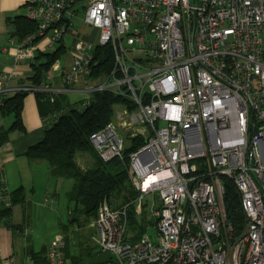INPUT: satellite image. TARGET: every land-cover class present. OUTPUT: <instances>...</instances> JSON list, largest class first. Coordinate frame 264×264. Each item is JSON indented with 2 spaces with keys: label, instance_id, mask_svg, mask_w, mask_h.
Masks as SVG:
<instances>
[{
  "label": "built area",
  "instance_id": "built-area-1",
  "mask_svg": "<svg viewBox=\"0 0 264 264\" xmlns=\"http://www.w3.org/2000/svg\"><path fill=\"white\" fill-rule=\"evenodd\" d=\"M24 6L35 28L9 40L14 60L30 61L55 43L64 47L66 36L73 53L67 67L54 61L39 85L11 84L13 73L0 69V96L45 91L87 99L110 91L126 100L117 104L116 120L89 136L97 155L107 161L137 137L144 140L129 155L135 198L118 208L100 203L90 218L92 246L107 253L91 264H264V0H27ZM75 19L89 31L76 29ZM90 30L97 31L95 42ZM228 181L245 215L237 235L224 206ZM131 203L145 227L137 238L129 229ZM65 249L56 236L45 263L71 264Z\"/></svg>",
  "mask_w": 264,
  "mask_h": 264
},
{
  "label": "trees",
  "instance_id": "trees-1",
  "mask_svg": "<svg viewBox=\"0 0 264 264\" xmlns=\"http://www.w3.org/2000/svg\"><path fill=\"white\" fill-rule=\"evenodd\" d=\"M12 24V36L22 37L35 28V23L27 20L24 15H17L9 20ZM62 48L60 45L53 52L38 51L31 74L27 80L32 85H39L45 78L55 56ZM105 51L104 70L111 68L110 51ZM46 56L44 59H41ZM106 60V61H104ZM100 61V62H102ZM23 81V80H21ZM24 82V81H23ZM33 93L36 98L37 110L43 121V137L30 145L24 155L29 161L44 160L54 177L73 179L74 183L67 192L69 200L74 205L69 209V222L77 220V215H84L87 221L95 215L100 203L106 202L111 208H118L129 203L136 196L130 177V152L144 143L140 137L134 139L132 146H127L121 155L103 161L97 155L89 136L103 127L113 117L114 106L126 100L123 96L110 91H94L87 99L70 101L67 93L53 94L45 91H20L6 94L0 98V113L11 115L12 123L8 128L0 126V144L9 139L10 132L25 131L22 123V107L27 94ZM78 152L88 153L92 158L89 167H81L76 159ZM24 190L17 188L10 193V205L0 206V218H8L12 207L24 204ZM224 206L228 221L233 225V234H239L245 224V215L241 208L240 196L231 182H226ZM129 229L136 231V237L145 231L138 217L134 215L133 203L129 205ZM66 230L67 227L64 225ZM66 241L65 256L71 264H82V258L90 255L94 247L89 246L79 236L76 241H70L73 236H64ZM77 249V255L71 253L69 243ZM73 242V243H72ZM88 244V245H87ZM33 264H46L41 252L29 253Z\"/></svg>",
  "mask_w": 264,
  "mask_h": 264
},
{
  "label": "crops",
  "instance_id": "crops-1",
  "mask_svg": "<svg viewBox=\"0 0 264 264\" xmlns=\"http://www.w3.org/2000/svg\"><path fill=\"white\" fill-rule=\"evenodd\" d=\"M26 1L0 0V48L7 47L8 50L7 53L0 51V69L13 73L15 78L11 84H15L18 80L30 83L27 77L31 74L32 65L36 60L34 57L30 61H16L12 57L16 49L15 44L11 47L6 45V42L8 41L9 43L11 38H17L11 35L12 31H8L7 21L8 19H14L17 15L24 14ZM3 38L7 40L5 39L6 41H3ZM4 116L6 115L0 113V126L8 128L11 124L4 125ZM21 116L25 131L15 130L10 132L9 139L3 144H0V206L3 205V191H6L10 195L11 191L17 188L24 190L26 198L24 204L31 202L35 205L34 201L36 200L34 199V194L37 192V189L39 191L43 188L45 189L44 205L55 198V193L53 195L49 193V191H52L50 178L54 177L50 173L48 164L44 160L28 161L24 155L26 149L30 145L40 141L44 134L43 121L40 119L36 98L33 93L27 94L24 98ZM23 158L26 159L27 166L28 164H34L32 168L27 169L26 165H23ZM33 167H39L41 174L39 175V172L35 173V168ZM37 180L38 182H36ZM55 190L56 188H54V192ZM36 202L41 203L40 201ZM22 205H14L11 216H14L18 209L23 210ZM20 218L23 220L24 215H21ZM7 221L8 218H0V264H11L14 261V237L12 231L14 224L12 222L6 224Z\"/></svg>",
  "mask_w": 264,
  "mask_h": 264
},
{
  "label": "rangeland",
  "instance_id": "rangeland-1",
  "mask_svg": "<svg viewBox=\"0 0 264 264\" xmlns=\"http://www.w3.org/2000/svg\"><path fill=\"white\" fill-rule=\"evenodd\" d=\"M81 14L78 15V17ZM12 24H7L8 31H12ZM75 28L83 31H89L85 29L77 20L75 19ZM90 40L92 42L96 41L97 31L90 30L89 34ZM6 38H3V41ZM64 47H62L55 56V61H58L61 67H67L70 61V56L73 53V38L71 36H66L64 38ZM6 45L13 46V44L6 42ZM60 46V43H55L54 48L51 50L53 52L56 48ZM46 56H43L41 59H44ZM61 69L55 71V73L60 72ZM55 82L60 85L59 78H55ZM68 98L70 101H79L83 98V93H69ZM121 109L120 105H115L113 110V120H116L115 112L116 110ZM4 125H10L12 122V117L6 115L3 117ZM129 130L124 129L123 133L126 134ZM130 132V131H129ZM24 159L23 165H26L27 169L32 168L34 164L26 163ZM78 164L87 168L92 163V158L88 153L78 152L76 155ZM28 160V159H27ZM29 161V160H28ZM33 163V162H30ZM41 163V162H38ZM45 166H47L45 164ZM35 168V173H40L39 167ZM54 177V176H53ZM52 191H49L53 195L55 193V198L51 199L48 203H43L45 199V189L41 191L37 189V192L34 194V199L40 201L41 203L35 202V205L29 202L28 204H23V210L18 209L16 214L8 217L6 224L11 222L14 224L12 231L14 237V250L13 257L14 261L11 264H30L32 263L29 253L31 251L41 252L46 254L51 242L56 239V236L60 235L64 239V236L72 237L70 241H76L77 237H81L89 246L92 247L91 236L94 234V231L89 226V221L84 217V215H77V220L74 222H69V209L74 205L72 200H69L67 197V192L70 191L73 186V179L69 178H59L54 177L50 178ZM38 182V180L36 181ZM54 188H56L54 192ZM147 214V211H146ZM21 215H24V219L20 218ZM66 226L65 230L63 226ZM9 226V225H7ZM149 234L153 235L154 230L152 228L146 229ZM73 243V242H72ZM87 244V245H88ZM71 253L77 255V249L73 248L71 242L69 243ZM107 258V253L97 252L92 250L90 255H86L82 258V264H91L95 262H100Z\"/></svg>",
  "mask_w": 264,
  "mask_h": 264
}]
</instances>
